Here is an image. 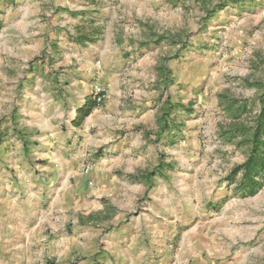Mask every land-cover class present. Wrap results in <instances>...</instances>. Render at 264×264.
I'll use <instances>...</instances> for the list:
<instances>
[{"label":"rangeland","instance_id":"obj_1","mask_svg":"<svg viewBox=\"0 0 264 264\" xmlns=\"http://www.w3.org/2000/svg\"><path fill=\"white\" fill-rule=\"evenodd\" d=\"M81 1L0 0V245L12 250V255L0 251V264H264V186L242 196L225 180L247 151L250 132L236 127L250 125L260 108L256 99L264 82V0H136L124 6H139L138 18L122 10L106 12L119 16L109 26L119 31L115 41L106 37L92 43L97 48L92 49L95 75L90 82L94 79L104 88L100 105L110 100L112 110L121 100L128 109L157 107L144 116L128 113L122 122L131 135L142 130L141 144L129 155L138 159L139 168L131 164L127 169L130 179L141 177L142 182L116 225L108 217L110 204L100 210L105 199L97 187V181L117 171L102 162L104 154L117 152L113 130L97 135L99 141L107 139L102 146L81 154L75 147L73 163L63 172L52 170L59 174L50 179L52 171L35 165L42 160L35 158L38 142L30 138L36 134L28 132L19 113L24 83L34 81L28 71L47 55L48 44L41 39V28L50 24L45 13L57 16V35L72 23L74 33L79 25L95 29L107 0H88L85 9ZM80 11L86 15L79 18ZM35 42L41 46L33 50L29 45ZM68 44L62 36L51 45V64L83 65V46L77 44L78 53ZM73 71L72 77L81 75ZM49 81L52 90L67 86L65 78ZM138 118L145 124L130 122ZM150 171L154 174L148 176ZM36 187L44 191L45 210L48 193L61 187L67 216L53 210L25 243L20 223L26 219L20 220L12 208ZM121 187L117 182L111 197L118 193L116 200L127 199L119 194ZM121 237L142 242L115 245Z\"/></svg>","mask_w":264,"mask_h":264},{"label":"crops","instance_id":"obj_2","mask_svg":"<svg viewBox=\"0 0 264 264\" xmlns=\"http://www.w3.org/2000/svg\"><path fill=\"white\" fill-rule=\"evenodd\" d=\"M97 1L101 2L105 0H94V2ZM133 1L136 2V0L105 1V7L102 8L104 11L101 12V14H98L101 15V18L99 19V22L95 23L93 26L99 31V34L96 36L95 40L91 42L83 40V42L79 43L74 39L75 33L73 30H71L73 27H75L74 23H72L71 25L66 24L62 28V31L58 32L57 35L55 32V24H58L55 21L57 16L54 15V13H45L49 17H47L46 19L47 21H50V24L48 27L45 26L41 28L45 29L41 33V35L44 36L42 38L41 36H38L37 40H40V38L43 40L44 38L42 42H46L48 44L47 55L45 56V59L43 58L37 63L34 62L32 70L28 71V78L33 76L34 81L33 83H24V88L26 89V91L20 98V101H22V110L19 113L23 115L21 120H24L26 122L27 127H29V133L35 132L36 135L33 134L30 138L37 140L36 142H38V145L36 147L39 148L37 150H40L39 152L37 151V156H35V158L39 157L42 160L40 161V163H36L35 165L46 170L52 171L55 169H60V171L63 172L61 168L68 167L69 162H71V164L73 163V158L71 157L72 154H76L77 152L78 154L85 153L92 146H102V143H106L107 139L103 138L99 141V139H96L98 138L97 135L100 134V137H103L108 133V130H113L111 135H115V138H113V146L117 147V152L114 154H104L102 162L108 165H105V168H107V170L114 169L117 171L116 174H113L109 178L97 181V187H99L100 189V195L102 194L101 196H103L105 199V202L103 204L100 203L99 208L100 210H103L105 205L108 206L110 204V209L108 208L110 211L108 217L113 224L117 223V220L122 217V210L124 208H127L130 200L135 197V191L133 189L139 186L140 182H142L141 180L137 181L130 179L129 174L131 170H127L132 168L131 164L136 165V168L138 167V159L131 160L129 155L131 154V150L133 148H137L141 144L142 135L140 131L142 130H137L136 128L134 134L131 135L132 131H127V129L125 130V125L122 122L127 120L125 118V115L128 113H131V115L134 117H137V115L144 116L145 114H153L154 112H156L157 107L151 106L150 108L144 110L140 109L138 106H135L128 109L127 105H120L122 104L121 100L115 99V107L112 110L109 109L110 107L108 105V102L110 103V100H108L107 103H102L100 106L93 108L92 111L84 117L80 124L75 125L73 123V119L76 116L77 109L85 102L86 98L91 95L92 84L96 83L94 79L92 82H90L92 76L94 77L95 75L94 68L91 64L92 49L97 48V45H95L93 48L92 43L96 44L95 42L100 43L102 41H105L106 37L108 42L115 41L114 36L119 31H113L111 30V27H109L111 26L110 24L113 23L114 19L115 21H117L119 16L115 14V12L113 13V15L108 16L106 12L110 8L122 10L123 12L131 14V16L135 15V17L138 18L140 15L139 6L131 7L132 9H130V6H128V8L124 6V4H126L127 2ZM81 2L82 4H84V9L86 8L85 4L90 3L88 2V0H82ZM110 2H115L117 5L109 6L108 4ZM35 6L38 7V2L35 3ZM120 6H122V9H120ZM70 9L71 8H69L68 10ZM78 9L79 7L76 10ZM37 10L39 9L37 8ZM71 11H75V9H71ZM130 11H135V14L130 13ZM80 13V15H77L79 18L82 17L83 11H80ZM83 14L86 15V13ZM125 34L126 32L123 33V35ZM62 36L67 37L69 43L68 46L73 48L74 51L77 50L78 53L79 47H77V44L78 46H83V57L80 59L83 62V65H81L80 67L70 68L68 66H58L57 64H51L54 61L53 58L51 59V57H53V53H51V45L54 44L56 40H59V38ZM40 46L41 44L37 42H35L33 45H29V47L33 48V50H36ZM49 58L51 61H48ZM63 60L65 62L66 59ZM73 69H75V71H81V75L78 77H72L71 73L74 72ZM96 74L98 73L96 72ZM65 75L66 77L68 76L71 81L68 80V78L66 80ZM52 78L53 80H62L63 78H65V83H67V86H65L64 88L60 87L58 89L60 93L58 92V90H52L53 87L50 85L49 81V79L52 80ZM51 102H53V105ZM51 106H54V109H50ZM110 113L114 116H112ZM120 114L123 116V118L118 117ZM98 119H100L99 122ZM130 122H137L138 126H142L143 124H145V122L140 118H138V120L131 119ZM72 138L77 139L75 140V142H66L67 139ZM40 145H43L44 148L40 149ZM75 147L77 149H74ZM73 149L77 150V152H74ZM61 151L63 153H60ZM125 162L126 165L123 164ZM49 173L51 175L50 179H52V176L56 174V176H58L59 174L57 172L53 175V171ZM120 173H123V176L125 177L119 179L117 177V174L119 175ZM117 182H119L120 185L123 186L121 187L119 194L123 195V197L127 196V199L123 200V198H121L116 200V196L118 195V193L114 197H111V195L115 194L117 191ZM42 192L44 193L43 189L41 190L40 187H36L35 190H31L29 191V193L20 197V205L18 204L16 205V207L12 208L19 211L20 220L22 218L26 219L25 222L20 223V231L25 235V243L31 240V232L33 230L40 229L45 220L53 216V210L58 211L57 209H59V212L64 218H66L67 216V198L64 197V193L61 190V187L51 189V191L48 193V195H51V197H49L48 207L46 210L42 207V203H44V200H41ZM108 196L110 198H108ZM0 200L1 209V206L4 205L2 202L3 199ZM109 200H111V202H109ZM55 206L56 208L54 209ZM88 212V214H90V211ZM82 224L84 223L82 222ZM62 240L63 242L65 241L64 245H68V243L66 242V236L62 237ZM139 240H141V238ZM139 240L138 238H136L126 241V239L121 237L119 241L115 243V245H137L136 242H138ZM144 243L147 242H145L144 240ZM0 246V251L2 254H4V252H8L12 255V250H10L11 247L9 245ZM7 247H9V249H7ZM91 262L92 261H90V263Z\"/></svg>","mask_w":264,"mask_h":264},{"label":"trees","instance_id":"obj_3","mask_svg":"<svg viewBox=\"0 0 264 264\" xmlns=\"http://www.w3.org/2000/svg\"><path fill=\"white\" fill-rule=\"evenodd\" d=\"M99 34L97 29H85L82 26H76L74 39L77 42L94 41ZM261 91L257 96L260 104L259 110L251 118L250 125H240L236 130L248 129L250 136L247 142V151L243 161L231 168L225 176L228 183H234V191L242 196H252L264 186V82L260 83ZM100 105L92 96L86 98L85 102L77 109L73 123L78 125L82 122L93 108ZM151 171L148 176L153 175ZM140 180L141 177H136Z\"/></svg>","mask_w":264,"mask_h":264},{"label":"built area","instance_id":"obj_4","mask_svg":"<svg viewBox=\"0 0 264 264\" xmlns=\"http://www.w3.org/2000/svg\"><path fill=\"white\" fill-rule=\"evenodd\" d=\"M91 96L96 102L100 103L104 97V88L100 84L94 83L91 88ZM85 171H88V168Z\"/></svg>","mask_w":264,"mask_h":264}]
</instances>
